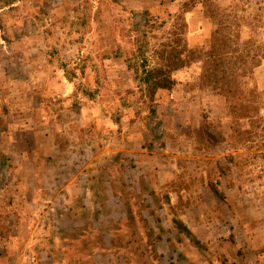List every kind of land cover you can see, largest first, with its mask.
Masks as SVG:
<instances>
[{"label":"rangeland","instance_id":"1","mask_svg":"<svg viewBox=\"0 0 264 264\" xmlns=\"http://www.w3.org/2000/svg\"><path fill=\"white\" fill-rule=\"evenodd\" d=\"M0 264H264V0H0Z\"/></svg>","mask_w":264,"mask_h":264},{"label":"trees","instance_id":"2","mask_svg":"<svg viewBox=\"0 0 264 264\" xmlns=\"http://www.w3.org/2000/svg\"><path fill=\"white\" fill-rule=\"evenodd\" d=\"M140 49V48H139ZM182 64H170L168 68L154 67L148 68L147 58L142 59L140 62H129L128 67L133 69L136 74V78L140 84L146 86L152 93H156L159 89L171 90L176 84L175 79L171 76V72L182 67ZM224 85V83H223ZM226 88V86H221ZM231 89V88H229ZM178 228L181 232H187L189 235L191 231L187 228L183 222L178 224Z\"/></svg>","mask_w":264,"mask_h":264},{"label":"crops","instance_id":"3","mask_svg":"<svg viewBox=\"0 0 264 264\" xmlns=\"http://www.w3.org/2000/svg\"><path fill=\"white\" fill-rule=\"evenodd\" d=\"M49 179H50V180L53 179V182H57V181H56V178H51V177H50Z\"/></svg>","mask_w":264,"mask_h":264}]
</instances>
